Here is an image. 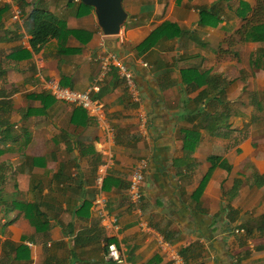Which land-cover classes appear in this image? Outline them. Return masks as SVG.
<instances>
[{"label":"crops","instance_id":"0c3cea01","mask_svg":"<svg viewBox=\"0 0 264 264\" xmlns=\"http://www.w3.org/2000/svg\"><path fill=\"white\" fill-rule=\"evenodd\" d=\"M13 1L20 21L0 4V264H117L105 257L108 238L127 264H173L160 239L186 264H264V136L244 132L248 118L264 115V40L238 33L256 0H122L127 18L114 35L101 32L93 8L76 14L80 0ZM34 7L88 39L68 34L33 50ZM159 27L155 43L140 50ZM101 48L133 70L139 102L115 69L93 92L102 117L45 89L55 79L86 90L100 72ZM214 117L218 125L208 123ZM194 126L200 138L185 156L181 131ZM142 159V197L132 202L128 182ZM84 200L85 216H75ZM26 203L37 204L38 228Z\"/></svg>","mask_w":264,"mask_h":264},{"label":"built area","instance_id":"2783aa9c","mask_svg":"<svg viewBox=\"0 0 264 264\" xmlns=\"http://www.w3.org/2000/svg\"><path fill=\"white\" fill-rule=\"evenodd\" d=\"M0 4L9 5L11 8V19L15 21L21 20V8L15 5L13 0H0ZM96 59L100 65V72L86 90L80 91L60 85L55 79L46 80L45 89L57 100L82 107L95 117H102L104 111L103 103L98 98L93 97V92L99 90V83L115 69L118 77L123 81L130 99L134 102H139V88L130 66L124 62L116 52L105 48L100 49ZM139 115L141 125H144L146 123L145 114L141 112ZM145 164L146 162L142 159L131 171L128 182V195L132 202H138L142 197ZM101 181L102 175L98 174L96 182L99 187ZM93 204L96 212L102 215L105 198L101 194H98L94 198ZM159 244L161 248L169 250V258L173 264H186L183 256L172 249L169 243L160 239ZM105 249V257L107 260H111L117 264H127L124 256L114 242H107L105 244Z\"/></svg>","mask_w":264,"mask_h":264},{"label":"trees","instance_id":"16d2710c","mask_svg":"<svg viewBox=\"0 0 264 264\" xmlns=\"http://www.w3.org/2000/svg\"><path fill=\"white\" fill-rule=\"evenodd\" d=\"M82 8H78V11L76 14L78 15H85L90 12V9L92 8L89 5H85L83 3L80 4ZM6 10V7L3 6L0 8V16L1 14ZM28 19L30 22V30H31V37H30V45L33 50H37V48L45 43L49 38H58L60 41L62 38H64L68 34H73L75 36H78V38L85 42L88 37L83 38L81 34H85L87 31H83L82 29H69L66 27V24L62 20L55 19V17L48 11L38 8H33L28 14ZM170 23L165 22L163 23V26L169 25ZM162 29V27H159L158 29H155L141 44H140V50L144 51L148 49L152 44L155 43V38L157 35L161 32H159ZM238 33L242 34V36L239 37V40H253V41H259L264 40V0H256V4L253 10V17L247 20L239 29ZM21 51V52H20ZM17 51L19 53V57H25L27 56V53L23 50ZM18 56L17 54H15ZM189 72V71H188ZM204 76H209L208 72L204 71L202 72ZM214 79V77H213ZM216 79V77H215ZM37 97L36 95H32V97ZM200 111L194 113L192 116L193 118L196 117ZM202 115L206 114V112H201ZM218 118L214 117L208 121L210 125H215L218 121H216ZM205 116H203L202 120V126H207ZM219 123H217L218 125ZM199 127L194 126L192 128H185L181 131L182 133V139L184 141L183 148L185 150V156H190L193 152L199 138H200V132ZM1 153V149H0ZM209 161L213 165H219L223 167L226 170L230 169V165L226 162V160L222 159L219 156L211 155L209 158ZM1 171V168H0ZM2 173L0 172V183L2 182ZM259 182H264V173L261 174L258 177ZM258 182V183H259ZM241 183V180L239 178H236L234 180V184L231 188V192H236L239 188V185ZM1 189V188H0ZM89 203L84 200L82 202V205L76 210L75 216H81L84 217L87 212ZM22 207L24 208L26 217L30 220L31 223L34 225L35 220L38 216H40L41 213L36 212L37 204L36 203H26L23 204ZM84 212V213H83ZM38 215V216H37ZM36 228L37 225H35ZM107 242H112L111 238L107 239ZM25 249L24 247H22ZM16 251H19V247L16 249ZM183 255V254H182ZM184 256V255H183ZM17 257V256H16Z\"/></svg>","mask_w":264,"mask_h":264},{"label":"water","instance_id":"95a60500","mask_svg":"<svg viewBox=\"0 0 264 264\" xmlns=\"http://www.w3.org/2000/svg\"><path fill=\"white\" fill-rule=\"evenodd\" d=\"M71 1V0H69ZM94 9L96 23L104 35L118 34L127 18L122 0H80Z\"/></svg>","mask_w":264,"mask_h":264},{"label":"rangeland","instance_id":"374dc122","mask_svg":"<svg viewBox=\"0 0 264 264\" xmlns=\"http://www.w3.org/2000/svg\"><path fill=\"white\" fill-rule=\"evenodd\" d=\"M248 122L244 124V132L250 134L255 138L264 136V115L257 114L247 119ZM260 145V142H257ZM259 147V146H258Z\"/></svg>","mask_w":264,"mask_h":264}]
</instances>
